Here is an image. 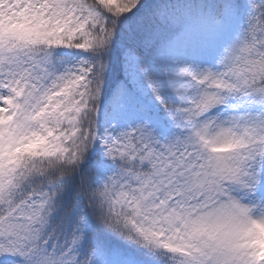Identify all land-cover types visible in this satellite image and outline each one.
<instances>
[{"label":"snow or ice","instance_id":"snow-or-ice-1","mask_svg":"<svg viewBox=\"0 0 264 264\" xmlns=\"http://www.w3.org/2000/svg\"><path fill=\"white\" fill-rule=\"evenodd\" d=\"M0 264H264V0H0Z\"/></svg>","mask_w":264,"mask_h":264}]
</instances>
